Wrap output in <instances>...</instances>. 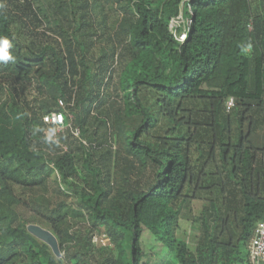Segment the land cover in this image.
Masks as SVG:
<instances>
[{"label": "trees", "instance_id": "trees-1", "mask_svg": "<svg viewBox=\"0 0 264 264\" xmlns=\"http://www.w3.org/2000/svg\"><path fill=\"white\" fill-rule=\"evenodd\" d=\"M104 1L110 32L103 0H0V264H248L264 218V0ZM57 111L59 132L44 120ZM101 227L114 248L94 242Z\"/></svg>", "mask_w": 264, "mask_h": 264}, {"label": "built area", "instance_id": "built-area-1", "mask_svg": "<svg viewBox=\"0 0 264 264\" xmlns=\"http://www.w3.org/2000/svg\"><path fill=\"white\" fill-rule=\"evenodd\" d=\"M191 19L180 14L173 18L170 22V29L176 35L179 41H184L187 38L188 29L191 25ZM61 105H64L62 99L59 100ZM235 102L233 98L227 100V108L231 109ZM48 123L56 126L55 131L59 132L65 128V118L62 111L52 112L44 117ZM249 262L248 264H264V218L257 224L254 234L248 244Z\"/></svg>", "mask_w": 264, "mask_h": 264}, {"label": "rangeland", "instance_id": "rangeland-1", "mask_svg": "<svg viewBox=\"0 0 264 264\" xmlns=\"http://www.w3.org/2000/svg\"><path fill=\"white\" fill-rule=\"evenodd\" d=\"M103 3L105 5V12L104 13H106L107 16H108V19H106L107 20V22H106L107 27L106 28H108V32H110L111 31V23H112V18L111 17L113 16V12L110 9L111 7H110V5H108V2L106 3L103 0ZM98 11H101V9L98 10ZM102 18H103V12H102V14H99V16L97 17V19L98 20H101ZM200 208H201V204L198 203V202H195V204H194V209H195L194 211H195V213ZM31 213L32 212H27L25 214V216L27 217V220L28 219L30 220V218H32ZM36 224H40V223H36ZM178 234H179V236H181V237H183V238L188 239V240L191 241L192 240V236L194 234V230L191 229V228H187V231L186 232L181 231V232H178ZM94 242L96 243V245L98 247L103 246V245H110L112 248H114V244L111 242L110 238L108 237L107 232H106V230H105L104 227H101V232L100 233H97L96 237L94 238ZM62 256H63V254H62ZM57 258H59V257H57ZM64 264H66V263H64Z\"/></svg>", "mask_w": 264, "mask_h": 264}, {"label": "water", "instance_id": "water-1", "mask_svg": "<svg viewBox=\"0 0 264 264\" xmlns=\"http://www.w3.org/2000/svg\"><path fill=\"white\" fill-rule=\"evenodd\" d=\"M27 230L37 239L49 245L56 257L62 256L60 243L55 234L50 229L40 224L30 223L27 225Z\"/></svg>", "mask_w": 264, "mask_h": 264}, {"label": "clouds", "instance_id": "clouds-1", "mask_svg": "<svg viewBox=\"0 0 264 264\" xmlns=\"http://www.w3.org/2000/svg\"><path fill=\"white\" fill-rule=\"evenodd\" d=\"M9 47V40L7 38H0V59L5 61L11 59V56L8 52ZM49 139H51V137H49Z\"/></svg>", "mask_w": 264, "mask_h": 264}]
</instances>
